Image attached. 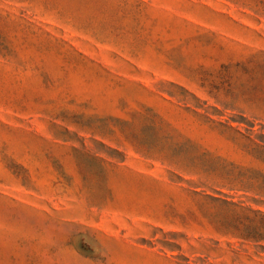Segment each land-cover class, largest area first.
Returning <instances> with one entry per match:
<instances>
[{
  "label": "rangeland",
  "instance_id": "374dc122",
  "mask_svg": "<svg viewBox=\"0 0 264 264\" xmlns=\"http://www.w3.org/2000/svg\"><path fill=\"white\" fill-rule=\"evenodd\" d=\"M263 141L264 0H0V264H264Z\"/></svg>",
  "mask_w": 264,
  "mask_h": 264
},
{
  "label": "trees",
  "instance_id": "16d2710c",
  "mask_svg": "<svg viewBox=\"0 0 264 264\" xmlns=\"http://www.w3.org/2000/svg\"><path fill=\"white\" fill-rule=\"evenodd\" d=\"M231 186V189L244 194L251 193V201L256 205L255 208L248 207L250 216L243 215L238 222L242 226L240 229L241 238L255 243L264 241V179L260 181H238ZM239 203L242 204V202Z\"/></svg>",
  "mask_w": 264,
  "mask_h": 264
}]
</instances>
